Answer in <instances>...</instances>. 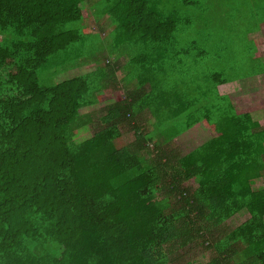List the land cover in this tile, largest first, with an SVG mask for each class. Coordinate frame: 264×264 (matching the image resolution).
Returning <instances> with one entry per match:
<instances>
[{
  "label": "trees",
  "instance_id": "trees-1",
  "mask_svg": "<svg viewBox=\"0 0 264 264\" xmlns=\"http://www.w3.org/2000/svg\"><path fill=\"white\" fill-rule=\"evenodd\" d=\"M93 6L114 27L112 72L122 57L135 88L88 133L103 67L39 76L53 53L76 49L54 70L94 55L87 22L67 28ZM221 12L233 27L214 34ZM263 22L264 0H0V264H264V125L218 90L264 73L250 37ZM193 126L210 138L149 160L154 134ZM124 128L134 138L119 146Z\"/></svg>",
  "mask_w": 264,
  "mask_h": 264
},
{
  "label": "rangeland",
  "instance_id": "rangeland-1",
  "mask_svg": "<svg viewBox=\"0 0 264 264\" xmlns=\"http://www.w3.org/2000/svg\"><path fill=\"white\" fill-rule=\"evenodd\" d=\"M95 0H90V3H93ZM91 6V5H90ZM92 13H91V11ZM85 7V9H82V16L85 20L81 22H75L70 23L67 28H78L79 26H83L86 24V22L91 23V29L94 31L93 33H89V35L86 34V31H84L85 37L88 41L91 42L92 40V46L90 44L83 48L84 51L90 50L92 47L99 48L98 50L93 52L94 59H79L78 61H75L74 63L69 65L62 64L59 67L55 66V69L48 68L49 66L56 64L57 61L68 58L72 53L75 52V48L69 49L64 54H58L53 53L49 56V58L44 62V70L41 72L43 75L39 76V82L41 85H49L51 83H57L64 79L74 77L76 75H79L81 73H85L87 71L97 69V67H103V71L108 75V78L105 77V79H109L108 85L105 86L102 90L97 92L98 97V103L87 107L82 108L81 110L86 113V119L88 122V133H93L95 130H97L101 122L99 121L100 116L102 115V110L104 109L108 103L109 100H116L121 99L125 96V94H128L132 89L135 88L134 86H127L124 80L119 78V75L124 76L126 74V70L122 68V65H118V72H112V69L110 68V64L115 62V59H113V56L111 53H109V41L111 40L112 34H113V25L109 22V20H103L99 19L96 22L93 20L95 18L93 11L94 6ZM206 23L205 20L200 19H191V24L196 25L199 27L200 30H206L204 27V24ZM233 25H231L229 19L227 18L226 14L224 12H221L217 16V20H214L212 23V32L214 34L222 33V31L229 32L230 29H232ZM111 28V29H109ZM96 30V31H95ZM97 34V35H96ZM100 34V35H99ZM100 37V38H99ZM250 37H253L257 39V51L256 55L261 58L262 61H264V22L259 25V29L252 33ZM98 39H101L102 44L101 46L98 45L97 41ZM239 42H236L238 44ZM82 49V45L78 47V50ZM120 76V77H121ZM107 83V81H106ZM223 92L230 93V96L238 110V112H249L252 114L254 118H257V120L264 125V73L258 76H252L244 80V83L240 84H233L229 86H222ZM103 108V109H102ZM102 109V110H101ZM102 126V125H101ZM153 127H149L148 129H151ZM152 132H155V130L152 129ZM205 135H207V131L200 128H191L188 129L186 132H183L182 134H179L170 141H165V137H161L158 133L154 134V136L149 141V153L148 158L149 160H155V152L153 149H157L156 146L160 145L159 149H162V152H169L170 154L174 156H181L185 153L192 150L194 147H196L198 144H200L204 139H202ZM134 138L133 133L131 130L124 128L123 129V135L121 140H119L118 144L123 145L125 143H128ZM156 161H153L152 163H155ZM185 186H189L191 189H194L197 184L187 181L185 183ZM255 188H261L264 187V174L263 176L259 177L256 180V183L254 185ZM249 214L242 210L239 213H236L234 216H232L230 219H228L224 227L225 228H232L243 222L245 219H247ZM221 229L222 226H219ZM188 249H191L192 246H187ZM196 247L194 249V252L196 251ZM168 264V263H166Z\"/></svg>",
  "mask_w": 264,
  "mask_h": 264
},
{
  "label": "crops",
  "instance_id": "crops-1",
  "mask_svg": "<svg viewBox=\"0 0 264 264\" xmlns=\"http://www.w3.org/2000/svg\"><path fill=\"white\" fill-rule=\"evenodd\" d=\"M89 9H90V7H89ZM90 11H91V9H90ZM91 13H92V11H91ZM101 19H103V20H106L107 21V17H105V16H103ZM94 20V19H93ZM87 25H89V27L91 28V23H88L87 22ZM109 29H111V28H109ZM96 31V30H95ZM100 35V34H99ZM111 41V40H110ZM100 46H101V44H100ZM99 48H97V50H98ZM81 59V58H80ZM83 59H94V57L90 54L89 56H84V58ZM113 59H114V56H113ZM79 59H77L76 61H78ZM124 64V59L121 57L120 59H119V62H118V65H123ZM117 65V66H118ZM91 71V70H90ZM87 72H89V71H87ZM120 76L121 75H119V78H120ZM244 80L245 79H241V80H237V81H233V82H228V83H225V84H221V85H219L218 86V90H219V92L221 93V94H225V95H227L231 100H232V98H231V96H230V93H228V92H223V90H222V86H229V85H231V84H233L234 86H235V84H240V83H244ZM125 82V81H124ZM124 98V97H123ZM122 99V98H121ZM117 100H120L119 98L118 99H116V100H114V101H117ZM111 101H113V100H109V102H111ZM232 102H233V100H232ZM234 103V102H233ZM234 106H235V104H234ZM235 108H236V106H235ZM236 110H237V108H236ZM238 111V110H237ZM241 112V111H240ZM249 113V112H248ZM251 114V113H250ZM252 115V114H251ZM255 119H257V118H255ZM198 128V129H200V127L199 126H193V127H191V128ZM191 128H189V129H191ZM187 131V130H186ZM185 131V132H186ZM207 131V130H206ZM210 138V133H209V131H207V135H205L202 139H204L203 141H205V140H207V139H209ZM202 141V142H203ZM201 142V143H202ZM200 143V144H201ZM199 145V144H198ZM197 145V146H198Z\"/></svg>",
  "mask_w": 264,
  "mask_h": 264
}]
</instances>
